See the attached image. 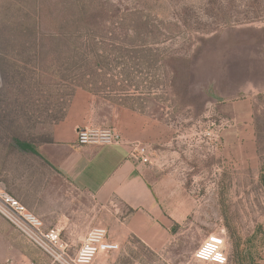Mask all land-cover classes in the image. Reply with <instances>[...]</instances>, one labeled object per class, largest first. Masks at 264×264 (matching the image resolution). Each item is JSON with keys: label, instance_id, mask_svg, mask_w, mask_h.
I'll return each instance as SVG.
<instances>
[{"label": "rangeland", "instance_id": "374dc122", "mask_svg": "<svg viewBox=\"0 0 264 264\" xmlns=\"http://www.w3.org/2000/svg\"><path fill=\"white\" fill-rule=\"evenodd\" d=\"M87 127L149 148L169 220L148 251L134 210L96 211L120 264H207L210 234L226 264H264V0H0V189L33 211L36 147ZM12 245L32 247L0 216V264Z\"/></svg>", "mask_w": 264, "mask_h": 264}, {"label": "crops", "instance_id": "0c3cea01", "mask_svg": "<svg viewBox=\"0 0 264 264\" xmlns=\"http://www.w3.org/2000/svg\"><path fill=\"white\" fill-rule=\"evenodd\" d=\"M35 150L40 160L48 163L53 176L48 189H35L36 204L32 212L46 228L56 229L72 252L91 228L100 225V218L93 217L95 212L104 216L107 204L114 202L135 211L130 217L129 235L138 245L146 246L144 250L150 251L163 241L160 230L168 229L169 220L161 212L155 190L144 179L147 170L128 155L127 147L78 146L72 133L64 138L56 135ZM108 239L119 245L125 238L108 234ZM18 254L19 262L48 264L32 247ZM18 254L12 245L10 256ZM93 264L120 263L118 255L102 254Z\"/></svg>", "mask_w": 264, "mask_h": 264}, {"label": "built area", "instance_id": "2783aa9c", "mask_svg": "<svg viewBox=\"0 0 264 264\" xmlns=\"http://www.w3.org/2000/svg\"><path fill=\"white\" fill-rule=\"evenodd\" d=\"M75 142L78 146H127L121 135L109 128H77ZM131 146V145H130ZM138 164H150L149 148L132 146ZM136 155V156H135ZM0 216L32 247L48 258L51 264H93L99 255L119 250V245L108 239V233L102 225L87 232L80 246L72 252L67 242L54 228H46L42 220L22 205L17 199L0 189ZM224 238L220 234L208 235L195 250L193 258L201 263L226 264ZM16 264H32L17 262Z\"/></svg>", "mask_w": 264, "mask_h": 264}]
</instances>
